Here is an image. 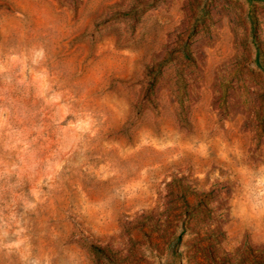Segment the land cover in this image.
<instances>
[{
    "label": "rangeland",
    "instance_id": "374dc122",
    "mask_svg": "<svg viewBox=\"0 0 264 264\" xmlns=\"http://www.w3.org/2000/svg\"><path fill=\"white\" fill-rule=\"evenodd\" d=\"M0 264H264V0H0Z\"/></svg>",
    "mask_w": 264,
    "mask_h": 264
}]
</instances>
